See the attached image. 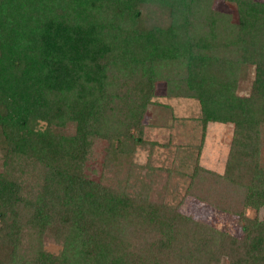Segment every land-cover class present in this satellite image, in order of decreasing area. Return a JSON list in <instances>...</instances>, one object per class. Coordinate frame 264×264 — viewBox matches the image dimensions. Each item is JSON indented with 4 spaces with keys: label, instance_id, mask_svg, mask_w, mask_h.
Masks as SVG:
<instances>
[{
    "label": "trees",
    "instance_id": "trees-1",
    "mask_svg": "<svg viewBox=\"0 0 264 264\" xmlns=\"http://www.w3.org/2000/svg\"><path fill=\"white\" fill-rule=\"evenodd\" d=\"M225 1L237 21L213 0H0V264H264L247 214L264 208V0ZM172 64L168 92L199 101L204 129L234 124L224 173L197 163L186 194L237 215L241 238L85 173L94 139L107 162L145 143Z\"/></svg>",
    "mask_w": 264,
    "mask_h": 264
},
{
    "label": "rangeland",
    "instance_id": "rangeland-1",
    "mask_svg": "<svg viewBox=\"0 0 264 264\" xmlns=\"http://www.w3.org/2000/svg\"><path fill=\"white\" fill-rule=\"evenodd\" d=\"M213 4L215 10L230 14L237 21L238 13L233 3L213 0ZM173 66L164 68V77ZM242 74L237 94L246 97L252 92L255 68L249 66ZM173 85L175 88L178 86L177 83ZM173 91L178 94L179 90ZM201 115L198 100L181 95L170 96L165 77L158 83L155 97L142 121L145 143L134 147L126 158H113L107 162L108 141L94 139L86 162V175L111 189L143 194L152 202L177 207L196 221L241 238L243 233L237 215L217 210L186 194L189 175L197 163L207 170L224 173L234 131L232 123H209L204 129ZM135 132L137 130H132ZM260 134V154L264 165V125ZM3 160L0 147V173L4 171ZM247 214L251 218L264 219V208L258 211L249 209ZM44 246L54 254H59L63 248L62 244L50 238L45 239ZM226 260L224 257L222 262L227 264Z\"/></svg>",
    "mask_w": 264,
    "mask_h": 264
}]
</instances>
